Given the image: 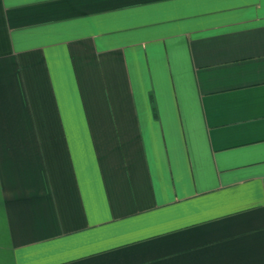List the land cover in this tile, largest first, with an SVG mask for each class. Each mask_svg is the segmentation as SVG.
Returning a JSON list of instances; mask_svg holds the SVG:
<instances>
[{
    "label": "crops",
    "instance_id": "obj_1",
    "mask_svg": "<svg viewBox=\"0 0 264 264\" xmlns=\"http://www.w3.org/2000/svg\"><path fill=\"white\" fill-rule=\"evenodd\" d=\"M0 264H264V0H0Z\"/></svg>",
    "mask_w": 264,
    "mask_h": 264
}]
</instances>
